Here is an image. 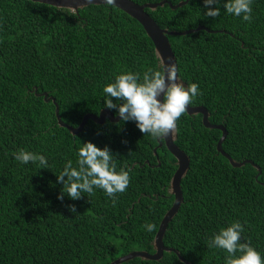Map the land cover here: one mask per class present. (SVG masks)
Instances as JSON below:
<instances>
[{
  "label": "trees",
  "instance_id": "16d2710c",
  "mask_svg": "<svg viewBox=\"0 0 264 264\" xmlns=\"http://www.w3.org/2000/svg\"><path fill=\"white\" fill-rule=\"evenodd\" d=\"M224 2L217 17L204 15L203 0L145 9L170 31L200 27L168 36L180 78L200 87L190 106L204 107L211 124L224 126L226 154L253 163L233 167L218 153L221 131L204 127L201 114L185 112L177 121L174 142L190 162L180 182L183 200L162 242L190 264H225L227 253L208 248L207 239L235 220L244 225L242 240L264 256V0H253L250 21L226 14ZM156 66L143 27L112 5L75 13L0 0V264H109L131 251L154 252L152 241L174 199L168 187L175 158L163 140L121 120L89 119L73 135L58 124L49 98L60 120L77 127L84 115L106 108L102 89L114 74ZM86 141L107 145L117 171H129L130 183L115 194V205L102 189L58 199L63 186L56 175L69 159L75 166L76 150ZM17 148L44 154L48 166L21 165L11 155ZM146 222L154 224L151 232L141 227ZM121 264L184 263L164 251L159 260L135 257Z\"/></svg>",
  "mask_w": 264,
  "mask_h": 264
},
{
  "label": "clouds",
  "instance_id": "9594fccd",
  "mask_svg": "<svg viewBox=\"0 0 264 264\" xmlns=\"http://www.w3.org/2000/svg\"><path fill=\"white\" fill-rule=\"evenodd\" d=\"M114 2L104 0L108 5ZM220 2L203 0L204 15L219 16ZM252 3L253 0H225L223 9L226 14L250 21ZM179 71L178 64L169 58L167 63L162 59L158 66L143 73L125 70L114 74L102 89L104 107L115 109V115L121 121H134L141 133H147L154 139L171 137L179 132L177 121L187 106L200 95L198 83L185 84ZM112 98H116L115 103ZM11 155L21 165L38 162L40 168L48 166L47 157L38 152L17 148ZM76 157L75 166L69 159L56 175L57 183L63 186L58 199L63 200L66 194L77 200L82 193L93 194L95 189H102L115 205V194L123 193L130 183L129 171L124 168L117 171L114 155L107 145L101 148L92 142L80 143ZM69 211L75 213V206L69 205ZM141 227L151 232L154 224L146 222ZM244 231L239 220L232 221L208 237L207 247L225 251V264H264L262 253L250 242L242 240Z\"/></svg>",
  "mask_w": 264,
  "mask_h": 264
},
{
  "label": "water",
  "instance_id": "95a60500",
  "mask_svg": "<svg viewBox=\"0 0 264 264\" xmlns=\"http://www.w3.org/2000/svg\"><path fill=\"white\" fill-rule=\"evenodd\" d=\"M27 1L46 4L59 9H67L75 13L78 11V9H82L88 5L106 4L104 3V0H27ZM187 2L188 0H183L175 5H172L170 2L163 0L157 3H145L140 5L132 0H115L112 6L120 9L121 11L129 15L131 18L135 19L143 27V30L145 31L147 37L151 40L154 46V53L156 58L158 59V64H159L160 60L162 59L165 60V62L167 63L169 58H171L172 62H176L174 53L171 49V44L168 40L169 35H184L190 32H194L196 30H200V27L195 30H188L182 32L170 31L166 28L159 27L158 24L145 11V9H150L154 11L157 7H162L164 4H167L171 9H175L181 7ZM42 95L44 96V99L46 101L50 99L55 104V113L58 124L61 125L62 127L67 128L70 131V133L73 135H76L79 132H81L83 130L84 125L89 119L97 124H102L106 120H109L111 122H118L119 120H121L118 116L114 115L109 109L104 108L99 111L98 115H94V114L84 115L80 124L77 127H71L69 125H66L60 120V117L58 115V107L57 104L55 103V100L52 97L48 99L46 93H43ZM186 113L188 115L201 114V121L204 127L209 129H218L221 131V137L217 142L216 149L218 153H220L221 155H223L228 159L229 163L233 167H241L245 163H251L249 161L237 162L222 150L221 144L226 136L225 128L220 124L219 125L211 124L209 122V114L204 107L189 105L186 108ZM176 135L177 134L162 139L167 150L175 158L176 169L170 179L169 187H168V193L173 195L174 199L171 207L164 214L158 226V230L152 241V247L154 252L148 253L146 251H139V250L131 251L123 256L114 259L109 264H121L122 262L128 261L135 257H138L143 260H159L162 257L164 251L174 252L178 256V259L181 262H183L184 264H190L180 256L178 251H175L172 248H166L162 242V238L166 231L167 225L177 213L178 208L183 200L180 182L181 179L186 175L190 162L189 157L181 149H179L177 145H175L174 141ZM159 146L160 143L158 144V147ZM153 152L155 154L156 149H154ZM251 164L253 165V163ZM254 166L255 168H257L259 174L260 173L259 167H257L256 165Z\"/></svg>",
  "mask_w": 264,
  "mask_h": 264
}]
</instances>
